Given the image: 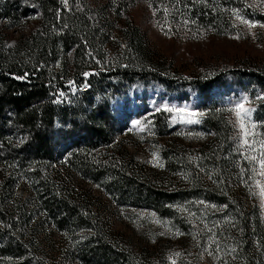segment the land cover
<instances>
[{"label":"trees","instance_id":"trees-1","mask_svg":"<svg viewBox=\"0 0 264 264\" xmlns=\"http://www.w3.org/2000/svg\"><path fill=\"white\" fill-rule=\"evenodd\" d=\"M248 1L108 0L92 7L86 0H0V264H264V192L255 183L264 153V73L174 77L128 16L144 2L163 32L181 35L193 26L229 35L235 13L264 24V11ZM30 13L37 26L8 44L6 28ZM118 36L124 48L111 57L108 46ZM229 79L253 100L262 138L255 158L239 150L228 112L216 103L205 107L204 140L162 143L158 168L114 145L112 100L130 86L156 83L207 97ZM151 118L159 133L166 115ZM111 207L154 212L176 235L173 249H133L114 231Z\"/></svg>","mask_w":264,"mask_h":264},{"label":"rangeland","instance_id":"rangeland-1","mask_svg":"<svg viewBox=\"0 0 264 264\" xmlns=\"http://www.w3.org/2000/svg\"><path fill=\"white\" fill-rule=\"evenodd\" d=\"M86 1L92 7L105 5L108 2V0ZM248 3L257 11H264V0H249ZM128 16L141 29L156 57L171 66L174 77L205 79L223 71L244 68L257 69L264 73V24L245 17L240 12L233 15L234 32L229 35L195 30L190 25L187 32L181 35L175 32H163L144 2L132 5ZM37 21L36 14L30 13L28 20L21 26L7 27L8 44L15 43L21 35L36 27ZM114 35L118 34L114 33ZM117 38L116 43L108 46L111 57L117 50L124 48L121 38L119 36ZM234 83V80L229 79L217 84L208 91L207 97L204 93L191 88L167 90L156 83L130 86L126 92L112 100V110L118 119L114 121L116 131L112 132L114 145L120 143L121 148H125L134 161L143 163L147 167L158 168L162 162L159 153V146L162 143L170 139H179L186 145L194 146L204 140L200 125L205 107L216 103L228 112L239 150L255 158L256 148L262 138L264 139V134L260 138L254 122L253 100ZM86 86L87 84H84L81 90L83 91ZM63 95L61 93L55 95L56 100L62 102ZM237 105H243V109L237 108ZM245 110H250L247 116L244 114ZM161 112L166 115V120L159 133L154 134L151 115ZM262 159L256 172L255 183L258 190L264 192L262 182L264 153ZM84 184L93 195L98 194L103 198L102 201H105L96 186L86 182ZM20 192L24 197H30L29 193L24 191V187ZM260 205L264 218V194L260 197ZM108 211L114 231L120 234L133 249L138 250L147 244L161 245L165 253L171 250L176 235L172 232L169 223L158 218L154 212L139 207H111ZM51 240L58 243L54 236ZM173 262L174 260H169V264ZM58 263L73 264L67 260L65 263Z\"/></svg>","mask_w":264,"mask_h":264},{"label":"snow or ice","instance_id":"snow-or-ice-1","mask_svg":"<svg viewBox=\"0 0 264 264\" xmlns=\"http://www.w3.org/2000/svg\"><path fill=\"white\" fill-rule=\"evenodd\" d=\"M64 2L67 3V0H64ZM84 75L88 76L89 73H84ZM61 95H63V93H61ZM261 99H264V97H261ZM237 108L243 109V105H237ZM169 110H171V109H169ZM249 112H250V110H245V112H244L245 116H247ZM239 114L240 113H237V115H239ZM176 255H179V253H177ZM173 264H175V262H173Z\"/></svg>","mask_w":264,"mask_h":264},{"label":"built area","instance_id":"built-area-1","mask_svg":"<svg viewBox=\"0 0 264 264\" xmlns=\"http://www.w3.org/2000/svg\"><path fill=\"white\" fill-rule=\"evenodd\" d=\"M86 88H84V90H85Z\"/></svg>","mask_w":264,"mask_h":264}]
</instances>
